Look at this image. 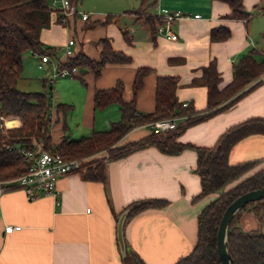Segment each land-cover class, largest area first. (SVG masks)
Here are the masks:
<instances>
[{
    "label": "crops",
    "instance_id": "1",
    "mask_svg": "<svg viewBox=\"0 0 264 264\" xmlns=\"http://www.w3.org/2000/svg\"><path fill=\"white\" fill-rule=\"evenodd\" d=\"M74 1L79 8V0ZM131 2L132 6L124 9L123 14H132L135 18L132 32L114 25L116 17L122 15L120 11H95L89 14L88 20H83L79 13L68 24H62L59 9L53 7L51 24L41 32L43 46L53 49L52 56L64 52L60 61L68 57L65 46L71 38L76 41L75 53L82 51L92 59L100 58L102 45L99 40L105 37L110 39L115 50L132 58L128 64L106 65L99 78L90 68H79L77 77L81 82L83 79L87 87L81 137L94 130H108L112 122L121 118L117 103L95 110L94 91L111 88L120 79L124 82L123 98L130 100L134 76L140 67H148L151 71L137 95L139 112L154 110L156 80L165 75L179 79L177 97L183 107L188 103L202 111L207 106L208 92L203 67L215 61L221 75L219 88L224 89L233 80L234 64L242 56L255 49L256 58L264 59V10L257 9L264 7V0L243 1L246 11L251 13L247 21L226 17L231 8L219 0ZM163 9L180 11L184 16L168 22L162 16ZM147 14L163 18L156 23L155 30L146 22ZM161 25L165 29H161ZM218 27L228 28L230 37L213 41L211 32ZM168 29L177 34V39L168 38ZM125 31L130 42L124 38ZM31 55L32 51L24 54L22 79L31 76ZM257 82L260 83L251 90L244 89L247 92L230 107L188 126L178 140L211 147L232 125L251 117H264V75L254 83ZM58 126L55 143L63 136V127ZM150 133L148 124L135 127L117 146L139 141ZM249 161H257V164L229 183L226 189L264 168V135H249L232 148L230 164ZM196 164L194 149L170 155L150 146L109 161L106 182L86 179L82 173H71L60 179L57 195H42L33 200L28 199L23 188L0 186V264H125L118 241V218L132 202L148 198L164 199L168 204L142 210L127 218L124 225L126 246L145 264H175L194 248L198 214L218 196V193H211L193 200L201 191ZM255 219L253 212L245 211L239 222L244 229L252 230L255 228L247 226L254 224ZM8 225L21 226V229L6 232ZM262 225L264 228V217Z\"/></svg>",
    "mask_w": 264,
    "mask_h": 264
},
{
    "label": "trees",
    "instance_id": "2",
    "mask_svg": "<svg viewBox=\"0 0 264 264\" xmlns=\"http://www.w3.org/2000/svg\"><path fill=\"white\" fill-rule=\"evenodd\" d=\"M227 3L231 12L226 16L231 19L248 20L251 13L244 8V0H219ZM264 10V7H257ZM53 8L48 0H0V181L16 178L28 170L31 163L26 159V151H35L34 142L40 144L41 150L58 152L63 157L89 158L82 172L86 179H100L106 182L105 170L111 160L125 157L130 153L155 146L161 152L170 155L181 153L187 148L197 153L195 172L201 181V191L193 200L211 193L218 196L205 205L198 214V237L192 251L180 257L175 264H221L217 251V232L222 216L227 207L242 194L264 186V168L241 180L233 187L226 186L239 179L252 169L257 161L232 165L229 155L236 143L253 134L264 135V117H251L232 125L218 138L214 146H195L182 143L178 139L184 130L197 122L233 105L247 91L258 85L256 82L264 75V59L256 58V50H251L233 67V80L224 89L219 88L221 75L215 61L203 67V78L208 89L207 106L202 111L191 106L183 107L177 97L179 79L176 76H159L156 80L155 108L151 112H139L136 108L137 95L144 85V79L151 71L148 67L137 69L132 84L133 96L124 100V82L117 80L111 88L96 89L93 93L94 109H103L111 103H117L121 118L112 122L105 131L94 130L88 136L78 139L67 134L65 120L68 104H58L57 118L52 114V91H24L18 86L23 70V57L27 51H39L54 55L52 48H44L41 32L50 26ZM146 22L152 30L162 17L145 15ZM74 18V17H73ZM60 21V17H59ZM124 38L130 42L128 32ZM231 31L226 27L212 30L213 41L226 40ZM102 45L100 58L92 59L80 51L67 57L60 64L65 67L90 68L99 78L108 64H128L132 58L122 51L115 50L109 38L99 40ZM78 76V74L76 75ZM46 83V81H45ZM82 83L85 81L82 79ZM254 83V85H252ZM252 85V86H251ZM247 91H243L246 89ZM63 117V136L59 143L52 138V129ZM187 116V120L176 129L161 134L151 132L143 139L117 146V143L132 129L150 122ZM109 153L108 160L101 154ZM167 200L148 198L132 202L129 217L148 208H162ZM241 211H251L260 221L264 217V204L250 202L232 219L228 231V249L235 264H264V233L260 229L246 230L239 224ZM125 264H145L133 251L127 248L123 258Z\"/></svg>",
    "mask_w": 264,
    "mask_h": 264
},
{
    "label": "built area",
    "instance_id": "3",
    "mask_svg": "<svg viewBox=\"0 0 264 264\" xmlns=\"http://www.w3.org/2000/svg\"><path fill=\"white\" fill-rule=\"evenodd\" d=\"M60 11V22L62 24H68L70 19L80 13L77 4L74 0H61ZM162 16L166 21H171L176 18H181L184 15L180 11L171 12L168 9L162 10ZM90 15L88 13H81V18L83 20H88ZM199 17V15H196ZM161 29H165L163 25L160 26ZM168 38L177 39V34L172 30H167ZM76 41L71 38L68 40L65 46L66 56H73L75 54ZM34 57L38 58V68L41 70L49 69V64L52 63V56L48 53H41L39 51H32ZM79 73L78 67H65L58 61L57 66L54 71H50V76L46 78V82L49 84L55 83L56 79L60 76L67 75H77ZM185 103L184 106H188ZM187 116H173L170 118L160 119L150 122L148 125L151 132L156 134H161L169 130L176 129L181 123L187 120ZM3 124H0V130H3ZM35 151H26L25 157L30 160L31 163L28 170L22 175L5 181H0V186L2 188H13L19 187L23 188L27 194L28 199L33 200L42 195H57L58 194V183L60 179L71 173H82L86 170V164L89 158H72L68 159L63 157L58 152H51L47 150H41L40 144L34 142ZM105 156V160H108L109 153L105 150L101 152ZM21 226H6V232L12 230H20Z\"/></svg>",
    "mask_w": 264,
    "mask_h": 264
},
{
    "label": "rangeland",
    "instance_id": "4",
    "mask_svg": "<svg viewBox=\"0 0 264 264\" xmlns=\"http://www.w3.org/2000/svg\"><path fill=\"white\" fill-rule=\"evenodd\" d=\"M51 7L55 9H61V0H48ZM79 8L80 13H88L93 15L95 11L107 10V11H120L122 14L116 16V25L117 28L126 29L128 28L129 32H132V25L135 21V18L132 17V14H123L124 9H130L132 6L131 0H79ZM125 7V8H124ZM264 41V40H263ZM64 52H61L58 56H52V63L49 64V69L51 72L54 71V68L57 66L58 61L62 59ZM31 73L30 78H21L19 80V88L24 91H34V92H46L52 91V114L54 118H57L56 107L58 104H69L71 108L66 111L65 120L68 125L67 134L71 137H81L80 132L83 129L82 124V115L84 108V99L85 93L87 91L86 85H84L81 80L76 75H67L60 76L56 79L55 83L49 84L48 82H44V79L50 76V71L47 69L41 70L38 68V58L31 55ZM63 122V117L60 114V118L58 122H55L53 125V141L56 139V126L59 124V128L61 129V123ZM63 124V123H62ZM110 127V126H109ZM63 130V128H62ZM261 202L264 204V199L254 201L253 203ZM244 211H241V213ZM238 219L240 218V215ZM240 225H242L239 222ZM247 227H253L255 229H260L264 233V228L262 225V221H260L257 217L255 219V223L248 225Z\"/></svg>",
    "mask_w": 264,
    "mask_h": 264
},
{
    "label": "water",
    "instance_id": "5",
    "mask_svg": "<svg viewBox=\"0 0 264 264\" xmlns=\"http://www.w3.org/2000/svg\"><path fill=\"white\" fill-rule=\"evenodd\" d=\"M264 199V186L248 191L235 199L225 210L217 232V251L221 264H235L233 256L228 249V231L234 216L248 203ZM132 207L124 210L118 218V241L122 257L127 254V246L124 237V225Z\"/></svg>",
    "mask_w": 264,
    "mask_h": 264
}]
</instances>
